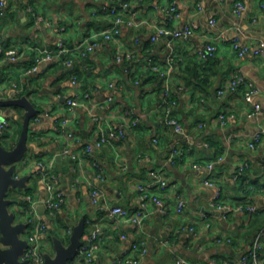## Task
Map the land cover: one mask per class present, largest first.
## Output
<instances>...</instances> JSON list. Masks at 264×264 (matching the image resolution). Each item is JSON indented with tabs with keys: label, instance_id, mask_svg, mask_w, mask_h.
Segmentation results:
<instances>
[{
	"label": "crops",
	"instance_id": "0c3cea01",
	"mask_svg": "<svg viewBox=\"0 0 264 264\" xmlns=\"http://www.w3.org/2000/svg\"><path fill=\"white\" fill-rule=\"evenodd\" d=\"M0 1L5 2L0 37L17 57L0 56V99L20 97L17 87L26 88L29 94L24 95L39 110L30 124L28 158L19 164L17 174L30 175L28 186L9 191L18 221L25 222L31 207L28 196L39 200L47 196L46 181L37 165L43 162L58 175L57 185L66 199L53 217L46 211L43 219L65 235L66 227L88 218L92 225L85 237L98 233L96 264H126L127 255L135 257V264H175L176 257L191 264H241L259 232L263 247L258 264H264V56L248 53L240 57L230 42L234 35L251 46L264 40L262 0H241L245 10L238 15L233 12L235 0H129L138 25H123L111 40L101 33L112 24L109 8L120 1ZM172 3L180 13L177 19L167 13ZM120 13L130 17L129 11L121 9ZM212 18L215 24L210 23ZM188 21L195 26L189 40L171 34L151 40L157 27L171 31ZM221 33L225 39L219 38ZM211 40L217 44L216 55L195 81L191 64L199 61L197 50ZM88 41L101 44L85 56L73 50ZM61 43L69 51L54 52L51 60L40 61L41 50H57ZM149 58L162 66L173 63L171 91L177 93L174 114L184 126L182 134L165 123L164 97L157 79L132 80L147 70ZM179 62L185 70L181 71ZM34 66L37 70L32 71ZM236 73L243 81L232 88L230 81ZM252 89L257 90L253 103L245 99ZM74 94L81 95L82 104L70 115L66 100ZM254 102L260 104L258 110ZM24 115V108L0 107V119L12 125L6 140L9 145L17 142ZM95 116L101 118L108 136L101 145L96 144L101 126ZM65 117L74 138L61 133L59 122ZM121 126L126 130L124 138L110 136L113 128ZM258 132L261 139L251 147ZM88 144L91 152L86 150ZM174 149L178 153L173 156ZM93 161L103 168L105 180L97 178ZM211 161L214 168L209 170ZM241 166L245 170L239 173ZM153 171H160L168 181L167 190L159 191L167 212H152L142 226L113 218L110 206L139 207L138 187L152 179ZM31 187L33 192L26 194ZM95 187L101 192L102 207L92 203ZM217 192L227 203L248 198L259 210L223 218L213 207ZM177 197L186 202L182 213L175 210ZM134 241L144 242V255L131 251ZM51 246L53 239L47 238V252Z\"/></svg>",
	"mask_w": 264,
	"mask_h": 264
},
{
	"label": "built area",
	"instance_id": "2783aa9c",
	"mask_svg": "<svg viewBox=\"0 0 264 264\" xmlns=\"http://www.w3.org/2000/svg\"><path fill=\"white\" fill-rule=\"evenodd\" d=\"M198 8L202 9L201 4H198ZM32 9V8H31ZM129 11L130 17L124 18V16L120 13V10ZM245 10V5L241 0H235L234 1V7L233 12L238 15L241 14ZM261 10L264 13V0L261 2ZM110 13L113 16L112 24L111 26L104 30L101 35L105 40H111L115 36L119 35L121 32V27L123 25H128L129 27H135L138 25V22L135 19V16H137V12L135 10H132L129 7V4L127 2H121L119 4L113 3L111 7L109 8ZM5 13V2L0 1V15ZM167 13L170 17V19H177L180 17V13L177 9L176 3H172L167 8ZM211 24H215L216 20L212 18L210 20ZM195 32V26L192 21H188L184 23L181 26L173 28L171 31L168 30L166 27L161 26L157 27L156 31L152 34L151 40L156 42L161 37L167 36L168 34H171L174 38H179L182 40H189ZM219 38L225 39V35L221 33L219 35ZM231 45L233 49L236 51L238 56L243 57L247 55L248 53H252L254 55L264 56V40L260 41L257 45L251 46L249 44L241 42L238 35H234L231 38ZM101 43L99 41L90 42L88 41L83 45L80 44L76 48H73L74 51L81 52V55L85 56L87 52H91L94 48L98 47ZM69 51L67 50L64 45L61 43L58 46L57 50H41L40 54V61L41 60H51L54 54L56 53L59 55L62 52ZM55 52V53H54ZM217 52V44L215 43V40H211L204 44L203 47L197 50L196 55L198 56L199 60L206 61L210 58H213L216 55ZM0 56H5L6 58H10L15 60L16 57V51L15 50H9L5 48V40L0 37ZM129 57V54H127ZM70 62V61H68ZM149 64L154 65L153 69L155 71L160 72L161 77L164 80L163 83V90L162 94L164 97V106L163 109L165 111V123L168 126H171L175 132L182 134L184 133V126L180 122V120L177 118V116L174 114V107L176 106V100L172 98V92H171V82H172V65L168 64L165 69H162L159 65L156 63L151 64V58H149ZM32 71L37 70V66L32 67ZM76 77L73 78L75 80ZM243 81V77L236 73L232 76L230 85L232 88H236L237 85ZM17 87V86H16ZM17 92L20 93L22 90V87H17ZM257 90L252 89L245 93V99L248 102L253 103V96L256 94ZM219 93H223V90H220ZM85 98L89 96V93L83 94ZM82 104L81 102V95L74 94L67 98L66 100V108L68 111V114L73 115L76 111V108ZM254 108L255 110H258L260 108V104L257 102H254ZM36 117V116H35ZM221 119H224V114H221ZM39 119L38 117L36 118ZM94 119L99 122L98 124L101 126V136L99 140L96 142L97 145H101L103 142L107 140L106 132L104 131V128H102L101 118L95 116ZM69 119L68 117L63 118L59 122V128L61 130V133L65 135L68 138H74V134L67 129ZM134 124L136 123L133 122ZM12 125L11 121L6 118L0 119V137L5 136L6 131L10 132ZM110 136L117 137L119 139H122L126 136V130L125 127L121 126L118 128H113L112 131H110ZM10 137L4 138V142L6 145L9 146L8 143H6V140H9ZM261 139V132H258L253 139V142H251L250 146L254 147L257 142H259ZM154 141H157L156 138H154ZM86 150L88 152H91L92 146L91 144L86 145ZM68 152V150H65ZM178 153L177 149H174V154ZM172 156V157H173ZM222 157L219 156L217 160H221ZM214 161L208 162L207 168L209 170H212L214 168ZM38 168L41 171L40 173L43 175L45 181H46V188H47V196L43 200H39L35 197L28 196V198L31 201V207L26 212L25 217V223H27V229L24 234V237L28 241V246L25 250V254L22 256V259H28L30 264H45V253L47 252V249L45 247V242H47L48 238V224L43 219L42 214L39 212V204L41 202H44L46 211L50 216H54L63 206L66 199L64 196V193L61 189L58 188L57 182H58V175L51 170V166H47L43 162H39ZM93 167L97 171V178L99 180H105L103 168L101 165L93 161L92 162ZM197 167H200L198 165ZM245 170L244 166H241L239 169V173H242ZM152 179L142 185H140L138 188L141 191V202L137 209L135 210H129L121 205H113L108 208L109 214L113 218H122L127 221H129L131 224L136 226H142L143 222L145 221L146 217H148L152 212L160 211L161 213L167 212V207L164 204V201L160 197V192H163L167 190L168 187V181L166 177L162 175L160 171H153L151 172ZM207 183L212 184L210 180H206ZM263 184H264V163H263ZM91 200L92 203L101 206V192L98 188H93L91 190ZM151 206H154L152 208ZM186 207V202L182 197H177L176 203H175V210L177 213H182ZM213 207L215 208L216 212L223 218H228V216L234 214V213H248V214H254L257 213L259 210V206L251 202L248 198L244 201H239L235 203H227L224 202L221 199L220 192H217L216 194V200L213 202ZM74 227V226H73ZM191 230H193L192 227H190ZM73 228L70 230V234L72 233ZM262 236L263 233L259 232L254 240L253 249L241 257V264H258L261 254V249L263 247L262 244ZM122 237H125L124 234H122ZM98 238V233L92 232L88 236L84 237L83 244L80 247L79 250V258L84 262L83 264H96L95 261V248H96V240ZM49 239V238H48ZM50 241V240H49ZM51 242V241H50ZM132 252H135L138 255H144L147 252V247L142 241H134L131 244L130 247ZM122 260H120L121 262ZM123 261L126 264H135L137 260L134 256L127 255ZM175 264H191L187 259L184 257H176L175 258Z\"/></svg>",
	"mask_w": 264,
	"mask_h": 264
},
{
	"label": "water",
	"instance_id": "95a60500",
	"mask_svg": "<svg viewBox=\"0 0 264 264\" xmlns=\"http://www.w3.org/2000/svg\"><path fill=\"white\" fill-rule=\"evenodd\" d=\"M0 107L25 109L22 130L15 145L10 147L0 138V264H30L28 259H22L28 246L24 237L27 223L18 221L16 212L11 210L13 199L9 197V191L28 186L30 175L17 174L20 170L19 164L25 163L30 149L28 140L31 120L39 110L27 95L0 99ZM39 212L45 214L44 202L40 203ZM86 233V218L83 217L74 225L69 242L53 236L54 251L45 253V264H70V261L78 256Z\"/></svg>",
	"mask_w": 264,
	"mask_h": 264
},
{
	"label": "trees",
	"instance_id": "16d2710c",
	"mask_svg": "<svg viewBox=\"0 0 264 264\" xmlns=\"http://www.w3.org/2000/svg\"><path fill=\"white\" fill-rule=\"evenodd\" d=\"M118 1H120V2H129V0H116V2H118ZM7 47V46H6ZM80 54V53H79ZM68 57V56H67ZM66 57V58H67ZM213 58H210V59H208V60H206V61H202V60H199L198 62L197 61H193L192 62V70L195 72L194 74H193V79L195 80V81H197L198 80V78L199 77H201L202 75H201V73L205 70V68H207L208 67V65H209V62L212 60ZM153 63H155V62H152L151 64H153ZM171 64H172V66H173V63L172 62H170ZM157 64V63H156ZM157 65H159V64H157ZM167 65L168 64H164L163 66L162 65H159L162 69H165L166 67H167ZM179 67H180V69H181V71L182 70H185L186 68H184L183 67V69L181 68L182 67V63L181 62H179ZM153 67H154V65H147V70H145L144 72H143V75H139L138 77L137 76H135L134 78L132 77V80L133 81H141L142 79H145V76H148V78H147V80L148 79H150V77H154V78H156L157 79V82H158V88H159V91H161L162 92V90H163V83H164V80H163V78L161 77V74H160V72H158V71H155L154 69H153ZM137 79V80H136ZM160 92V93H161ZM172 92V98L173 99H175V100H177V96H176V92L175 91H171ZM29 94L28 93V90H26V88L24 89V88H22V90H21V92L19 93V96H22V95H24V94ZM21 130H22V124L20 123L19 124V128H18V131H19V133L21 132ZM10 132L9 131H6V133H5V136H1L0 138H1V140L4 142V138H8V137H10ZM13 141H16L15 139L13 140ZM16 143V142H15ZM15 143L13 142H11L10 143V147H13L14 145H15ZM32 189V188H31ZM27 190H30V188H28ZM30 193H32V192H28V194H30ZM247 198H244V199H240L239 201H244V200H246ZM238 201V202H239ZM48 213V212H47ZM92 224H90L89 223V220H88V218H86V228H87V231H88V228L91 226ZM49 229H48V238H49V240L50 241H52V239H53V236H57V237H60L62 240H64L65 242H66V240H68L67 238L69 237V235H70V230H71V228H67L66 227V232H65V235H61L59 232H58V230H55V229H57V228H52V227H48ZM84 262L79 258V256H77V257H75L73 260H71L70 261V264H83Z\"/></svg>",
	"mask_w": 264,
	"mask_h": 264
},
{
	"label": "rangeland",
	"instance_id": "374dc122",
	"mask_svg": "<svg viewBox=\"0 0 264 264\" xmlns=\"http://www.w3.org/2000/svg\"><path fill=\"white\" fill-rule=\"evenodd\" d=\"M27 156H28V155H27ZM27 156H26V158H28ZM31 188H32V189H31ZM31 188H30V190L25 191V193L27 194L28 192H33V190H34L33 188H34V187H31ZM9 197H10V192H9ZM11 209H12V208H11ZM18 216H20L19 213H18ZM21 217H22V216H21ZM22 218H23V217H22ZM69 238H70V235H69V237L67 238L68 240H66V242H69ZM50 251L53 252V246L50 247Z\"/></svg>",
	"mask_w": 264,
	"mask_h": 264
}]
</instances>
